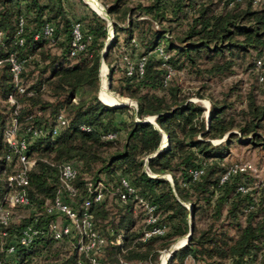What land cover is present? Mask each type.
Here are the masks:
<instances>
[{
  "label": "trees",
  "instance_id": "trees-1",
  "mask_svg": "<svg viewBox=\"0 0 264 264\" xmlns=\"http://www.w3.org/2000/svg\"><path fill=\"white\" fill-rule=\"evenodd\" d=\"M101 1L113 27L104 54L109 87L135 99L139 120L132 114L118 118L127 106H112L97 96L106 18L84 0H0V57L13 53L25 63V90L15 93V103L8 100L14 89L9 62L0 64V196L7 191L8 176L20 166L4 138L16 103L17 134L26 138L28 154L35 158L28 171L31 204L11 213L8 236L0 244V264H77L80 256L67 238H38L26 248L18 247L13 260L4 251L24 226L40 227L55 218L47 213L46 202L60 186L59 170L51 162L62 160L77 165L73 183L78 201L87 194L86 181L103 180L109 190L102 202L90 207L95 228L107 239L104 262L117 264L123 258L155 264L159 252L191 228L188 242L167 264H264V181L256 184L247 175L251 169L232 172L236 162L224 161L235 142L264 149V101L257 102L258 87L241 99L249 109H236L230 99L233 89L219 99L209 94L207 120L204 106L189 99L174 75L167 76L169 68L223 76L255 52L257 57L247 64L263 83L256 60L264 59V0L258 7L252 5L255 0ZM74 21L82 26L85 46L71 54ZM46 24L53 27L50 35L44 33ZM159 45L166 58L156 51ZM116 48L122 59L118 76L109 61ZM125 57L132 62L131 73ZM59 114L66 122L52 134ZM146 115H154L158 127L142 120ZM80 123L90 129H81ZM34 128L47 133L33 136ZM162 133L167 146L155 152ZM213 138L221 141L214 143ZM200 168L194 176L193 170ZM164 173L170 180L160 176ZM122 177L134 188L125 200L119 198L126 190ZM240 186L248 189L241 191ZM135 195L156 206V224L166 227L164 234L140 241L150 226ZM17 210H27L30 216L13 220Z\"/></svg>",
  "mask_w": 264,
  "mask_h": 264
},
{
  "label": "built area",
  "instance_id": "built-area-1",
  "mask_svg": "<svg viewBox=\"0 0 264 264\" xmlns=\"http://www.w3.org/2000/svg\"><path fill=\"white\" fill-rule=\"evenodd\" d=\"M99 1V0H98ZM100 2V1H99ZM109 29V27H108ZM53 31V27L50 24H46L44 27V33L50 35ZM71 54L79 49L84 48L85 41L83 39L82 26L80 22L74 21L71 28ZM156 51L164 58L168 54L164 51L163 46L159 45ZM126 58V57H125ZM127 59V58H126ZM5 61L9 62L10 71L12 74V81L14 89L8 94V100L12 103L16 102L15 93L23 92L25 85L22 82L21 72L25 68V63L22 58L17 57L13 53L7 57H0V64ZM126 69L128 73L132 71V62L126 60ZM256 64L264 72V59L258 58ZM140 72L143 70V61L138 64ZM172 69L169 68L167 76L172 74ZM263 76L261 75L260 78ZM19 112V104L16 103L13 109V116L10 124L4 130L5 141L10 146L12 153L16 155L19 163V169L8 176L7 191L0 196V244L2 239L8 236V225L11 218V213L17 207L30 206L31 201L28 197L27 186L29 183L28 171L34 164L35 158L30 157L29 142L24 136L20 137L17 134V113ZM137 118V117H136ZM66 119L62 114L58 115L57 125L52 130V134L57 132L59 125L64 124ZM81 129L89 130L90 127L85 123H80ZM46 130L32 129L33 136L46 134ZM115 133H108L107 137H113ZM56 165L59 170L60 186L52 201L46 202L47 213L54 216V219L49 220L45 225L36 227L32 224L24 226L15 240L10 242L5 248L6 256L9 260L14 259V254L18 247H28L31 243L38 238H49L54 241H62L67 238L73 245L78 256L77 264H84L85 261L81 257H85L88 264H108L103 261L102 254L107 243V239L103 233L95 228L93 214L90 211V207L94 203H99L104 200L109 190L103 180H96L95 182L86 181L87 194L78 201L77 195L78 189L73 183L78 169L76 163L71 160H62L60 162H51ZM253 169V165L249 161L235 163L231 167V171L236 170H248ZM202 172V169H194L193 174L197 176ZM225 173L221 180L227 177L228 173ZM121 182L125 187V192L119 193L120 200L126 199V193H134V188L130 186L128 180L124 177L121 178ZM241 191H246L248 187L240 186ZM80 196V195H79ZM67 199V200H66ZM137 205L141 208L146 224L150 227L144 229L140 241L147 242L152 236L162 235L166 231V227L156 224L157 216L154 214L156 206L150 202L147 198L135 195ZM116 242H120V236L117 237ZM162 251V250H161ZM160 251V252H161ZM165 251V249H164ZM162 251L161 254L164 252ZM160 254V255H161ZM169 256V254H168ZM167 256L165 263L169 257ZM160 259V257H159ZM11 264H17L15 261H11ZM26 264V263H23ZM117 264H144L140 261H130L120 258Z\"/></svg>",
  "mask_w": 264,
  "mask_h": 264
},
{
  "label": "rangeland",
  "instance_id": "rangeland-1",
  "mask_svg": "<svg viewBox=\"0 0 264 264\" xmlns=\"http://www.w3.org/2000/svg\"><path fill=\"white\" fill-rule=\"evenodd\" d=\"M99 1L105 7L104 3L101 0ZM261 4H263V1L260 0H255L254 2H252L253 7H258ZM119 53L120 50L116 48L115 51L112 52V54L109 57V61L112 62L116 67L114 74L115 76H118L121 72L122 59ZM256 57L257 55L255 54V52H253L252 55H248L244 60H242L237 65H235L233 68V72L223 76H209L207 73L204 74L202 73L201 75L197 76L194 73L188 72V70L185 68L178 71L172 70L173 71L172 76L174 75L175 80H177L185 89L186 93L189 95V99L198 102L204 106L205 113L207 112V108L210 107V102L207 98L209 94L219 99L220 97L223 96V94L228 93L230 89H233L231 93L232 96H230V99L234 101V106L236 107V109H239L241 107H247L249 109V103L246 100H241V99L242 98L245 99L247 92L251 90L254 85L258 87L256 90H254V92L256 93L257 102L264 101V82L260 83L257 80L255 69H253V66L247 64V62L253 61ZM107 73H108V66L106 67L105 65L103 68L102 82L105 81L109 89V92L113 94L115 97H117L120 101L131 104V105H127L126 110H124L123 112H119L117 114V117L128 119L132 114L134 118L136 117L139 118L135 114V110L132 105L133 103L136 102L135 99L127 95H121L116 91L112 90L109 87V79ZM100 89L101 88H100V80H99V88H98L99 93H100L99 91ZM197 90H199L202 93L201 96L194 93ZM112 91L118 94L119 96L129 98L131 101L123 100L119 98ZM228 110L230 111V109ZM146 116L150 117V115H146ZM212 141L214 143H217L221 140L217 138H213ZM224 161L228 163L249 161L253 165V169H251L247 174L249 180L250 181L254 180L256 184L259 181L260 182L264 181V149L262 146H255L253 144H242L239 142H235L232 144L230 154L224 158ZM84 175L86 177H90L89 174L85 173ZM253 187L255 188V184ZM22 215L30 216V213L27 210H17L14 213L13 220H16V218ZM178 239H176L169 246H167L163 254L168 253L169 247L172 244H174ZM162 251H164V249H162ZM161 252H159L158 259L155 264H160L159 257H161L160 255ZM54 256H56V254ZM186 264H196V263L187 260Z\"/></svg>",
  "mask_w": 264,
  "mask_h": 264
},
{
  "label": "water",
  "instance_id": "water-1",
  "mask_svg": "<svg viewBox=\"0 0 264 264\" xmlns=\"http://www.w3.org/2000/svg\"><path fill=\"white\" fill-rule=\"evenodd\" d=\"M85 1H86V0H85ZM86 2H87V1H86ZM87 4H88V5H89L94 11H96V12H97L98 14H100L102 17H104V18L107 19V30H108V36H107V38H106V40H105L104 47H103L102 50H101V61H100V65H101V62L104 61V54H105V52H106V49H107V47L109 46L110 41H111V38H112L113 27H112V23H111V21H110V19H109V17H108V14H107V12H106V9H105V7H104L102 4H101V5H102V11H98V10H96V9L93 8L88 2H87ZM108 27H109V29H108ZM99 71H100V67H99ZM99 80H100V72H99ZM97 96H98V98H99L102 102H104V101L100 98V96H99V92H98ZM104 103L109 104V103H107V102H104ZM109 105H112V106H127V105H131V104L126 103V102H120V103H114V104H109ZM132 105H133L134 110H135V112H136V110H137L136 102L133 103ZM150 116H152V117L150 118L149 116H145L142 120L150 121V122H152L156 127H158V124L155 122V119H154L155 116H154V115H150ZM206 118H207V120H208V118H209V107L207 108ZM135 119H136V120H139V118H135ZM167 143H168V138H167L166 134L162 133L161 142H160V144H159V146H158V148L156 149L155 152H157V151H159V150H162L165 146H167ZM155 152H154V153H155ZM154 153H152V154H154ZM149 156H150V155H148V156L145 158V160H147V159L149 158ZM160 176H164L165 178H167V179L170 180V176H169L168 173L160 174ZM188 208H189V205H188ZM190 234H191V228H189L187 234H186L184 237L178 239L174 244H172V245L169 247V256H168V257H170V256L172 255V253H173L175 250H177V249H179V248H181V247H183V246L186 245V243H187L188 240H189ZM181 239L184 240L183 243L177 245V243H178Z\"/></svg>",
  "mask_w": 264,
  "mask_h": 264
},
{
  "label": "bare ground",
  "instance_id": "bare-ground-1",
  "mask_svg": "<svg viewBox=\"0 0 264 264\" xmlns=\"http://www.w3.org/2000/svg\"><path fill=\"white\" fill-rule=\"evenodd\" d=\"M86 1H87V2H88L93 8H95L96 10H98V11H102V7L100 6V4L98 3L97 0H86ZM103 63H104V61L101 62V70H100V76H101V89H100V93H99L100 98H101L104 102H107V103H109V104H114V103H120V102H123V101H120L117 97H115L113 94H111V93L109 92V89H108V87H107L105 81L102 82V74H103V71H102V64H103ZM104 80H105V79H104ZM102 83H103V84H102ZM150 118H151V117H150ZM183 241H184V240L178 242L177 245L182 244ZM168 250H169V249H168ZM166 251H167V250H166ZM164 252H165V251H164ZM164 252H163V253H164ZM163 253L161 254V257H160V264H164V263H165V260H166L168 254H169V252L166 253V254H163Z\"/></svg>",
  "mask_w": 264,
  "mask_h": 264
},
{
  "label": "crops",
  "instance_id": "crops-1",
  "mask_svg": "<svg viewBox=\"0 0 264 264\" xmlns=\"http://www.w3.org/2000/svg\"><path fill=\"white\" fill-rule=\"evenodd\" d=\"M98 1V0H97ZM98 3L100 4V6L102 7V5H101V3L98 1ZM106 65V63L104 62L103 64H102V71H103V68H104V66ZM106 67H107V65H106ZM183 239H181L180 241H182ZM179 241V242H180Z\"/></svg>",
  "mask_w": 264,
  "mask_h": 264
}]
</instances>
